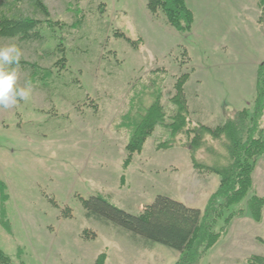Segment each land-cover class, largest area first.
Segmentation results:
<instances>
[{"label":"rangeland","instance_id":"rangeland-1","mask_svg":"<svg viewBox=\"0 0 264 264\" xmlns=\"http://www.w3.org/2000/svg\"><path fill=\"white\" fill-rule=\"evenodd\" d=\"M42 2L47 16L34 0H0V15L55 24L41 22L35 39H0L18 44V83L31 84L27 102L0 108V249L8 257L0 264H93L101 253L105 264H175L178 251L87 218L83 200L100 195L133 215L157 195L204 209L219 176L193 165L187 135L168 145L169 132L156 126L124 165L131 129L122 122L157 95L170 112L185 73L188 128L251 109L264 60L258 0H185L193 17L187 33L151 14L146 0ZM260 122L264 134V112ZM227 154L223 136L206 135L194 157L221 166ZM253 173L264 197V161ZM229 223L199 264L264 257V207L260 222L243 214Z\"/></svg>","mask_w":264,"mask_h":264},{"label":"trees","instance_id":"trees-1","mask_svg":"<svg viewBox=\"0 0 264 264\" xmlns=\"http://www.w3.org/2000/svg\"><path fill=\"white\" fill-rule=\"evenodd\" d=\"M34 3L47 16L42 0H34ZM146 7L151 14L162 15L165 22L176 31L190 32L193 17L185 0H146ZM258 8L259 19L264 22V0H258ZM43 21L48 26L55 25L50 18L37 20L0 15V39H35L39 35L38 26ZM63 59L64 56L61 57ZM187 78L186 73L182 74L174 83V94L169 99L173 106L172 109L169 107L170 112L166 111L157 95L151 104L136 112L135 117L125 115L122 123L129 125L131 133L125 144L127 156L124 165L130 161L134 152L141 151L146 138L156 126L169 132L171 139L166 140L167 143L177 135L186 134L189 139L186 146L190 150L193 165L219 176L218 187L210 195L204 209L201 211L167 196L157 195L150 205H146L138 215H133L100 195H92L83 200L87 218L111 221L147 241L178 251L175 264H199L202 255L226 233L233 218L245 214L260 222L264 207V197L255 193L252 179L257 161L264 158V134L260 122L264 112V60L258 68L252 108L235 111L232 116L214 126L198 124L193 128L187 127L190 116L184 92ZM206 135L212 139L224 137L228 153V160L224 165L198 164L195 161L194 152L205 143ZM0 189H5L1 182ZM248 194L246 207L239 206ZM3 217L2 215L1 223L7 226ZM105 259L106 254L101 253L93 264H104ZM7 261L8 257L0 249V263ZM247 264H264V257L250 256Z\"/></svg>","mask_w":264,"mask_h":264},{"label":"clouds","instance_id":"clouds-1","mask_svg":"<svg viewBox=\"0 0 264 264\" xmlns=\"http://www.w3.org/2000/svg\"><path fill=\"white\" fill-rule=\"evenodd\" d=\"M22 51L18 44L10 41L0 44V108L9 109L20 101L27 102L31 94L30 82L18 83V73L13 65H18Z\"/></svg>","mask_w":264,"mask_h":264},{"label":"crops","instance_id":"crops-1","mask_svg":"<svg viewBox=\"0 0 264 264\" xmlns=\"http://www.w3.org/2000/svg\"><path fill=\"white\" fill-rule=\"evenodd\" d=\"M262 159H264L263 157H262ZM259 161H264V160H261V158L257 161V162H259ZM257 165V164H256ZM254 174V173H253ZM253 179V178H252ZM253 183H254V181H253ZM253 186H254V184H253ZM256 192V194H258V195H260L257 191H255ZM107 258V257H106ZM105 262H106V259H105ZM105 264V263H104Z\"/></svg>","mask_w":264,"mask_h":264}]
</instances>
